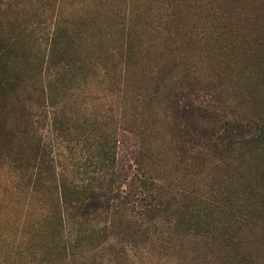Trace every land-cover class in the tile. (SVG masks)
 <instances>
[{
	"label": "rangeland",
	"instance_id": "1",
	"mask_svg": "<svg viewBox=\"0 0 264 264\" xmlns=\"http://www.w3.org/2000/svg\"><path fill=\"white\" fill-rule=\"evenodd\" d=\"M176 2L0 1V33L25 37L31 67L57 28L74 51L31 79L58 82L46 183L0 160V264H264V0L192 5L202 52L166 27ZM62 182L99 207L73 217L56 204ZM218 202L235 214L222 226L182 208Z\"/></svg>",
	"mask_w": 264,
	"mask_h": 264
},
{
	"label": "trees",
	"instance_id": "2",
	"mask_svg": "<svg viewBox=\"0 0 264 264\" xmlns=\"http://www.w3.org/2000/svg\"><path fill=\"white\" fill-rule=\"evenodd\" d=\"M198 1L173 0L176 3L171 17L166 19V27L173 28L175 31L179 28L185 29L184 43L188 48L195 47V50L202 52L205 48L203 49V45H199V40H197L199 35L196 33L199 30L194 28L197 24L194 23L192 26L187 23L193 18L192 16L190 18V12L197 9L192 5ZM186 24L190 27H187ZM72 34L73 30H69L68 27L57 28L50 40L47 62L42 60L31 67V62H26L28 51L20 48V43L25 41V37L22 34L12 36L11 32L0 33V160L10 161V166L14 168L19 180L27 182L32 180L33 183L42 184L46 183L49 173H51L53 159L47 152V146H45L40 130L43 129L44 122L47 120L48 107H52L54 111L57 110V103L51 101L59 96L55 86V83L58 84V82L41 85L36 82V84H32L31 79L33 73L40 78L44 64L49 63L48 67L53 66L56 76L60 74V70L64 71L65 65H72L74 59L72 56L74 51L71 46L73 43L71 41ZM215 41L213 40L215 44H218ZM205 53L208 56L211 54V52ZM213 57L215 58V56ZM63 112L61 107V113ZM50 124L54 128L58 124L56 113L52 115ZM61 130H64L62 124ZM232 147L230 143H226L224 150L232 151ZM111 148L105 143L101 145L98 152L99 160H112ZM69 187L71 184L61 183V192L56 197V204L60 203L65 210L73 212V217L84 219L90 210H96L99 207L95 196L85 198V196L79 195L78 197L79 193L69 192ZM82 190L81 193L85 194V189ZM83 198L85 201L82 200ZM187 202L192 203L189 200ZM199 206L187 204L182 208H191V215L193 213V217L207 226H222L230 222L235 215L228 209L226 211L221 209L219 202L213 205L205 204L203 209ZM53 214L54 220L61 224V211L58 209V213ZM223 218L227 219L226 222ZM227 241L231 242V237Z\"/></svg>",
	"mask_w": 264,
	"mask_h": 264
}]
</instances>
